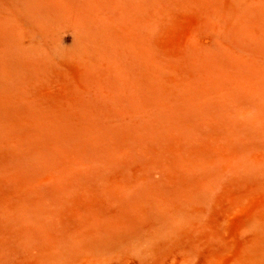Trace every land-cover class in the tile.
<instances>
[{"label":"rangeland","instance_id":"374dc122","mask_svg":"<svg viewBox=\"0 0 264 264\" xmlns=\"http://www.w3.org/2000/svg\"><path fill=\"white\" fill-rule=\"evenodd\" d=\"M0 264H264V0H0Z\"/></svg>","mask_w":264,"mask_h":264},{"label":"bare ground","instance_id":"6f19581e","mask_svg":"<svg viewBox=\"0 0 264 264\" xmlns=\"http://www.w3.org/2000/svg\"><path fill=\"white\" fill-rule=\"evenodd\" d=\"M34 20V19H33ZM12 46H14V45H12ZM10 47V46H9ZM14 51H17L16 49L14 50ZM19 53H21V51H18ZM31 52V51H30ZM12 53V52H11ZM28 53V52H27ZM18 54V53H17ZM23 54V53H22ZM26 54V53H25ZM8 55V54H7ZM27 56V55H26ZM6 58V57H5ZM19 58H21L20 56H19ZM8 61V60H7ZM6 62V61H5ZM57 124V123H56ZM53 130V129H52ZM52 132H54V131H52ZM60 134V133H59ZM54 135V134H53ZM51 136V135H50ZM54 143V142H53ZM55 146H56V144H55ZM39 159V158H38ZM25 160V159H24ZM43 161V160H42ZM55 161V160H54ZM33 162V161H32ZM34 163V162H33ZM58 184V183H57ZM59 185V184H58ZM52 193V192H51Z\"/></svg>","mask_w":264,"mask_h":264}]
</instances>
